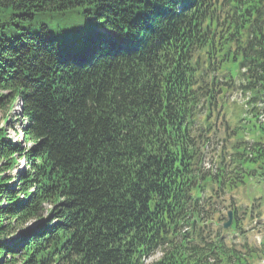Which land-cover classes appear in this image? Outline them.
Wrapping results in <instances>:
<instances>
[{
    "label": "trees",
    "instance_id": "obj_1",
    "mask_svg": "<svg viewBox=\"0 0 264 264\" xmlns=\"http://www.w3.org/2000/svg\"><path fill=\"white\" fill-rule=\"evenodd\" d=\"M233 89L243 124L206 166ZM0 111L21 123L0 127V264L264 255L215 205L264 183V0H0Z\"/></svg>",
    "mask_w": 264,
    "mask_h": 264
},
{
    "label": "rangeland",
    "instance_id": "obj_2",
    "mask_svg": "<svg viewBox=\"0 0 264 264\" xmlns=\"http://www.w3.org/2000/svg\"><path fill=\"white\" fill-rule=\"evenodd\" d=\"M228 72H230L231 74L235 75L236 74V69L233 66V64L229 65L228 67ZM225 109L221 108V112H223V120L220 121L219 119V132L217 133V136H214L211 138L210 143H211V147L210 145H208L205 148L206 153L209 152L208 156L205 157L206 158V162L205 165L208 166V164H211L212 162L215 161V157L217 156V154H219L220 150L222 149V147H224V151L227 152L229 151V144H226L227 141L230 140H226L227 137H225V134L222 132V128L223 125L221 124L224 121H228L229 125H233V126H237L241 123H243V121H241V123L238 122V119L242 118V114L243 110H242V106L244 103V97L236 90H232L230 92H228L225 97ZM18 105L19 102L16 101L14 104V109L11 112L12 115V119H15V117H18ZM240 109H241V113H240ZM219 117H220V113H219ZM222 117V116H221ZM260 120H262V117H260ZM218 123V122H217ZM239 123V124H238ZM221 124V125H220ZM251 125L250 122H246L244 128H249V126ZM0 127H4L7 131V135L9 138L17 140L20 139V133L17 135L15 134V132H18L19 127H21V123L19 120H13V125L12 128L7 127L6 124L3 123V117H2V112L0 111ZM231 129V127H230ZM245 135V139L246 141H251L250 140V136L248 134H244ZM223 141L220 142V138L222 137ZM214 149V150H212ZM19 166L22 165V161H20L18 163ZM16 171V170H15ZM257 192L259 193V188L258 187H252V188H238L236 191H233L232 193V198L231 199H227V197L225 198H220L217 200L218 206L217 208H219L220 212H221V223L225 221V219L227 218V211H237V215H238V206H243L244 204H248L249 200L257 194ZM227 196V195H225ZM231 204L230 206H228V204ZM238 205V206H237ZM244 207V206H243ZM232 216L235 218V214L233 213ZM264 216V214H263ZM241 216H239L240 218ZM264 218H260V219H253V222L251 224H249L246 221H243V225L245 227V230L248 232L249 235V240L252 243L258 244L260 239L263 237L264 238V224H261L260 227H258V223L259 222H263ZM263 225V226H262ZM253 227V228H252ZM234 240L236 239V236H233ZM159 256V253H156L154 256H152L151 259H155ZM264 262H261V264H263Z\"/></svg>",
    "mask_w": 264,
    "mask_h": 264
},
{
    "label": "water",
    "instance_id": "obj_3",
    "mask_svg": "<svg viewBox=\"0 0 264 264\" xmlns=\"http://www.w3.org/2000/svg\"><path fill=\"white\" fill-rule=\"evenodd\" d=\"M229 224H230V221L227 224H225L224 227L229 226Z\"/></svg>",
    "mask_w": 264,
    "mask_h": 264
}]
</instances>
